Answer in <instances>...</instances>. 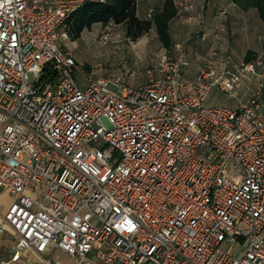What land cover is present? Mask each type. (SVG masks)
<instances>
[{"label": "built area", "instance_id": "1", "mask_svg": "<svg viewBox=\"0 0 264 264\" xmlns=\"http://www.w3.org/2000/svg\"><path fill=\"white\" fill-rule=\"evenodd\" d=\"M84 1L0 0V188L13 198L0 232L15 236L13 259L264 264V52L236 63L218 46L226 24L201 21L209 49L193 77L178 42L145 84L79 83L62 41ZM179 8L191 23L194 5ZM214 91L236 106L209 105Z\"/></svg>", "mask_w": 264, "mask_h": 264}, {"label": "rangeland", "instance_id": "2", "mask_svg": "<svg viewBox=\"0 0 264 264\" xmlns=\"http://www.w3.org/2000/svg\"><path fill=\"white\" fill-rule=\"evenodd\" d=\"M178 3H192L194 5L192 24L196 19L195 12L198 8V0H178ZM223 11H226V13H221ZM146 12L143 4H139L138 15L141 18L152 20L154 10ZM149 13L151 17L148 15ZM251 18L249 13H238L235 10V5L230 4L216 10L214 21L204 17L199 20V23L205 21L209 27H215L219 23L226 24L228 29L227 43L229 38L238 30L242 29L249 33L251 23L255 21L254 18ZM224 43L225 41L218 44V46L221 45L223 48L221 50L223 54L231 55L232 60L236 63L242 61L243 57L237 58L234 53L226 50L227 46ZM62 44L76 61L77 70L80 75L77 77L79 83L85 82V77L93 76L109 80L121 77L130 86L145 84L147 82L146 72L148 68L160 57L163 50V45L158 39L154 26H152L149 32L135 40L127 37L125 28L122 25L96 26L91 30L84 31L83 35L76 41L67 39L63 40ZM183 44L185 45V43ZM263 52L264 46L262 49H258L257 52L255 51V54L259 55ZM246 82L236 97L243 94L244 89L252 88L255 85L256 79L246 80ZM112 89H114V86H112ZM231 98L214 91L208 98L207 103L209 105L236 106L235 98Z\"/></svg>", "mask_w": 264, "mask_h": 264}, {"label": "crops", "instance_id": "3", "mask_svg": "<svg viewBox=\"0 0 264 264\" xmlns=\"http://www.w3.org/2000/svg\"><path fill=\"white\" fill-rule=\"evenodd\" d=\"M103 1V0H101ZM178 3V0H175ZM143 4L146 11L154 10L158 12L162 9L164 0H138L139 4ZM179 4V3H178ZM234 4L233 0H198V8L195 12L196 19L191 24H187L184 20V15L181 13L179 8V16L172 23V34L174 40L185 43L187 50V55L192 61L190 67L186 69V76L193 77L197 70V67L204 61L203 55L208 52V44H199L194 38V31L199 28V20L202 18H208L214 21L216 10ZM235 5V4H234ZM179 7V6H178ZM235 10L238 13H249L251 19L255 21L251 23L250 31L247 33L244 30H238L233 36L229 38L226 43V50L234 53L237 58L245 57L248 51L257 52L258 49H262L264 46V24L258 17L257 11L255 9H250L247 11L241 10L237 5H235ZM146 12V13H147ZM146 19V18H145ZM102 26L101 24H96L92 27ZM176 30V31H175ZM245 32V33H244ZM83 35V34H82ZM242 59V60H243ZM243 95L242 97H245ZM236 102V101H235ZM13 198L11 194L0 188V229L3 227L2 216L12 203ZM16 239L12 230L5 227L3 232H0V264H45L41 257L31 250L24 251L18 259H13L15 254ZM44 258H49L51 264H85L80 263L77 258L69 256L67 253L60 249L53 250L44 255Z\"/></svg>", "mask_w": 264, "mask_h": 264}, {"label": "trees", "instance_id": "4", "mask_svg": "<svg viewBox=\"0 0 264 264\" xmlns=\"http://www.w3.org/2000/svg\"><path fill=\"white\" fill-rule=\"evenodd\" d=\"M241 10L255 9L264 24V0H233ZM138 0H85L81 8L77 9L69 18L63 30L68 33V39L76 41L86 30H91L96 24L102 26L122 25L128 38L133 40L149 32L155 27L158 39L163 49L172 51L176 45L172 34V23L179 16V7L175 0H164L160 11L153 14L152 20L138 15ZM151 17V16H150ZM248 51L244 57L249 62L254 57ZM41 80L44 84H54L56 74L46 68Z\"/></svg>", "mask_w": 264, "mask_h": 264}]
</instances>
